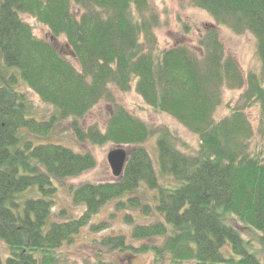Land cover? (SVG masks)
I'll use <instances>...</instances> for the list:
<instances>
[{
  "label": "trees",
  "instance_id": "trees-1",
  "mask_svg": "<svg viewBox=\"0 0 264 264\" xmlns=\"http://www.w3.org/2000/svg\"><path fill=\"white\" fill-rule=\"evenodd\" d=\"M190 3L218 26L252 33L261 70L245 76L215 27L198 39L199 51L189 44L162 47L156 32L164 22L151 0H0V264H65L58 250L90 225L107 229L92 219L113 201L117 210L153 220L138 222L126 212L132 238L103 236L111 251L150 252L152 264H262L244 233L264 245V0ZM23 15L55 39L64 37L77 63L38 37ZM21 83L53 108L49 118L36 116ZM113 87L134 88L153 110L196 134L199 149L183 151L179 134L153 128L122 106L105 130L83 127L94 107L114 101ZM225 89L242 90L246 104L217 117ZM251 106L261 112L258 130L246 112ZM66 120L81 143L129 149L123 175L72 187L73 202L85 209L79 217L61 210L59 220L56 182L97 165L89 151L33 139L53 134ZM153 137L157 164L147 147ZM167 176L178 185L161 183ZM141 186L155 192L153 202L138 195Z\"/></svg>",
  "mask_w": 264,
  "mask_h": 264
},
{
  "label": "rangeland",
  "instance_id": "rangeland-1",
  "mask_svg": "<svg viewBox=\"0 0 264 264\" xmlns=\"http://www.w3.org/2000/svg\"><path fill=\"white\" fill-rule=\"evenodd\" d=\"M151 4L159 12L164 22V25L156 32L162 47L171 48L180 44H189L197 50V42L201 35L207 29L215 27L220 32V37L225 45L227 54L236 60L245 76L249 72H259L261 70V63L257 55V39L252 33L245 32L243 34H237L225 26H218L207 11L192 6L190 0H151ZM23 17L33 27L38 37L52 41L62 54L66 55L72 62L77 63L64 37L55 39L48 27L38 22L34 17L29 15H23ZM186 26H188V31L185 29ZM19 87L29 95L36 116L39 119L49 118L53 112V108L45 104L25 84L21 83ZM242 92V90L225 89L224 103L219 107L216 116L228 115L230 109L234 106L244 107L246 103L242 98ZM113 95V102H100L84 117L81 121L83 127L87 128L90 125L97 124L102 130H105L107 122L116 107L122 106L134 116L147 122L153 128L165 127L179 134L181 137L179 147L183 151L193 152L199 149L200 144L196 134L190 132L172 116L153 110L134 88L128 92H122L113 87ZM246 112L253 128L258 130L261 117L260 109L257 106H251L246 108ZM39 137L33 135V139L37 143L63 144L73 148L77 152L89 151L96 158L97 165L93 170L83 173L76 178L56 182L58 191L55 197H53L55 202L53 209L54 219H61L56 216L61 210H65L68 217H79L85 207L73 202L71 188H75L84 182L98 183L114 181L116 177L111 170L107 156L116 144L94 145L90 142H79L73 133L70 120L60 122L53 134ZM123 147L127 150L129 149L128 146ZM147 147L157 164L156 137L151 138L147 142ZM170 180L168 176L166 179L162 178V180L160 177L161 183L165 185L173 183ZM175 185H178V183ZM154 194V191L147 189L145 186H141L138 190V195H141L148 202H153ZM37 195L40 196V194ZM126 212H130L138 222L147 223L153 220V217L144 215L139 211L117 210L116 202H110L92 219V224L97 225L105 222L108 228L97 232L90 225L83 229L76 237L74 243L58 250V255L62 262L65 264H99L100 261H104L109 264H152L154 255L150 252L135 254L130 250L127 252L111 251L102 245L101 241L103 236L106 235L115 236L125 234L129 239L132 238L131 231L133 225L126 222ZM232 222L239 225L234 219ZM244 235L245 238L253 242L252 245L262 264H264V245L261 244L259 238L254 233L247 231ZM131 243L135 246L139 245L135 241ZM250 249L253 250L252 247ZM4 256L6 258V255Z\"/></svg>",
  "mask_w": 264,
  "mask_h": 264
},
{
  "label": "water",
  "instance_id": "water-1",
  "mask_svg": "<svg viewBox=\"0 0 264 264\" xmlns=\"http://www.w3.org/2000/svg\"><path fill=\"white\" fill-rule=\"evenodd\" d=\"M107 158L114 176L116 178L122 176L128 161L127 149L116 145L109 151Z\"/></svg>",
  "mask_w": 264,
  "mask_h": 264
}]
</instances>
